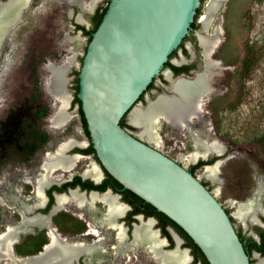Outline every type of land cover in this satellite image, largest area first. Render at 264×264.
<instances>
[{
    "label": "rangeland",
    "instance_id": "obj_1",
    "mask_svg": "<svg viewBox=\"0 0 264 264\" xmlns=\"http://www.w3.org/2000/svg\"><path fill=\"white\" fill-rule=\"evenodd\" d=\"M108 1L102 0L93 13L88 14L66 0H46L28 12L25 21L6 40L0 56V202H6L4 188L8 173L19 175L35 168L46 151L52 150L65 139L76 138L83 142V148L88 147L89 139L83 132L78 104L73 103L72 96L73 82L89 39L75 28V24H78L75 17L81 13L87 21L82 26L90 30L93 27L92 16L96 10L101 12ZM207 1H204L194 35L201 29L199 19ZM220 17L222 38L212 58L219 60L220 65L226 68L216 82V89L206 96L203 110L200 111L201 129L207 133L208 139H215L225 146L224 156L229 153L232 156L220 167V184L207 179L200 181L206 184L212 194L218 189L216 198L231 216L233 209L228 203L229 199L244 200L257 180L264 185V154L252 143L255 137L264 136V0H228ZM194 35L191 37L195 40ZM76 37L81 38L75 43L68 39ZM185 44L188 45V42ZM181 50L179 48L175 52L172 60L178 57ZM247 52L254 55L255 65L247 76H242L241 65ZM67 57H74L73 63L69 68L59 71L58 83L61 91H66L70 97L71 102L66 111L69 119L65 126L53 128L50 124L57 110V101L54 93L50 92L53 76L47 65L60 68ZM197 57L196 63L201 67L200 55ZM167 86L163 79L156 82L140 106H145L158 94L166 93ZM125 124V128L135 136L138 128L131 125L129 119ZM197 126L200 127V124ZM161 137L163 146L159 151L178 162L177 155L186 151L179 145L185 143V135L174 132L169 125H163ZM88 156L97 163L92 155ZM211 156L215 154L209 158ZM86 163L87 160L82 159L71 171L58 172L56 175L60 179L56 182L81 174ZM192 165L188 164L185 168L189 169ZM202 168L196 169L193 174L197 177ZM12 182L20 188L24 185L21 182L22 185H18L14 179ZM24 188L26 192L31 190L28 185ZM2 208L0 232L11 215L4 213ZM66 220L61 214L53 217V224L60 233L71 231L70 223ZM231 221L237 234L246 239L252 238L250 232L256 235L264 233L260 226L248 222L245 228L232 216ZM45 244L47 239L44 231L22 235L13 245L15 257L37 254ZM168 248H174V243L173 247ZM251 262L257 263L253 252ZM0 264L14 262L2 260ZM135 264L152 263L140 255L135 258Z\"/></svg>",
    "mask_w": 264,
    "mask_h": 264
},
{
    "label": "water",
    "instance_id": "obj_2",
    "mask_svg": "<svg viewBox=\"0 0 264 264\" xmlns=\"http://www.w3.org/2000/svg\"><path fill=\"white\" fill-rule=\"evenodd\" d=\"M204 1L109 0L87 43L78 71L76 97L100 170L113 177L122 190H129L178 225L209 264H251L230 215L216 196L180 163L120 125L121 119L125 116L126 123L146 99L148 93L138 102L170 56L181 47L192 24L194 31ZM78 17L87 22L80 13L75 17L76 23L83 25ZM212 61L217 62L219 70L209 71V89L199 102L201 111L216 81L214 75L226 68L219 60ZM225 151L216 154L217 159L207 165L218 161L223 165L232 156H224ZM169 233L174 247V235L184 243L170 227ZM191 260L192 264H201L193 263L192 255Z\"/></svg>",
    "mask_w": 264,
    "mask_h": 264
},
{
    "label": "bare ground",
    "instance_id": "obj_3",
    "mask_svg": "<svg viewBox=\"0 0 264 264\" xmlns=\"http://www.w3.org/2000/svg\"><path fill=\"white\" fill-rule=\"evenodd\" d=\"M45 1H0V56L6 40L25 21L26 14ZM66 1L82 12L91 14L102 0ZM226 1L228 0H208L199 19L201 29L198 32V41L203 50L204 70L189 79L183 76L172 78L166 71L165 76L169 81L166 93L159 94L145 106H139L129 118L130 124L138 128L135 136L158 150L163 146L161 137L163 125H169L174 132L184 134L185 143L179 145L182 149L186 148V151L177 155V161L183 164V167L196 163L200 159L209 158L211 154H219L225 149V146L217 140L208 139L207 133L201 129L199 102L209 89V71L218 66L217 62L212 61V56L221 42L220 13ZM77 21L86 24L80 17ZM214 21V25L211 26ZM80 38L68 39L74 42L79 41ZM73 58L67 57L60 68L47 65L53 76V86L49 89L54 93L57 101V110L50 124L53 128L65 126L69 119L66 111L71 101L68 93L62 92L59 87L58 74L62 69L72 65ZM182 60H184L183 57L176 61L177 64H181ZM198 123L200 127L197 126ZM83 145V142L76 138L60 141L52 150L46 151L38 166L19 175L22 183L28 186L31 184L33 188L30 196L22 197L24 202L16 205V211L21 215L20 219L18 221L9 219L4 230L0 232V261L11 260L14 264H76L82 258L83 264H132L135 258L141 255L152 264H191L190 253L186 248H182L181 240L175 235L176 246L164 250L167 240L165 241V238L159 235L152 219L146 221L140 218V222L134 226L131 237L127 235V229L119 222L127 210V205L111 196L109 191L104 195L94 194L99 192H90L92 194L88 197L76 191H72L69 195L57 196V204L51 213L66 211L74 220L73 226L84 230L80 241L57 234L58 232L52 227L51 217L42 215L29 217L25 213L32 208H40L44 204V193L59 180V176L56 175L58 172L71 171L82 159L87 160L82 174L99 183L102 172L95 161L78 153L67 155L69 150L76 146L83 147ZM221 166L220 161L213 165H206L199 171L197 178L220 184L218 170ZM8 182V192H10L8 197L15 199L17 196L15 187L10 181ZM217 192L218 189L213 194L216 196ZM228 203L233 209L232 216L245 228L248 227V222L264 228L262 221L256 217L258 212L264 214V185L260 180H257L248 198L242 201L229 199ZM42 229L48 232L50 244L37 254L20 257V259L14 257L12 244L18 242L20 236L35 234ZM253 235L257 239V236ZM254 256L257 257L256 254ZM255 264H264V258H258Z\"/></svg>",
    "mask_w": 264,
    "mask_h": 264
},
{
    "label": "flooded vegetation",
    "instance_id": "obj_4",
    "mask_svg": "<svg viewBox=\"0 0 264 264\" xmlns=\"http://www.w3.org/2000/svg\"><path fill=\"white\" fill-rule=\"evenodd\" d=\"M2 1V0H1ZM96 13V12H95ZM199 23H200V21H199ZM193 28L194 27H192L191 28V30H190V33L184 38V40L182 41V43H181V52H180V54L178 55V57L176 58V59H174V60H172V56H173V54L171 55V57L169 58V60H168V63H166V65H164V68L161 70V73L159 74V76L158 77H156V78H154L153 80H152V82L150 83V86L146 89V91L144 92V94L142 95V97L140 98V100L139 101H141V100H144L143 98H144V95L146 94V93H148V92H150L153 88H154V86H155V82H156V80L158 79V78H162L163 79V81L165 82V83H167V85H169V81L166 79V76H165V72L166 71H168L169 73H170V75H171V77L172 78H177V77H179V76H183V77H188L189 75L190 76H193L194 75V77H195V75H196V73L197 72H200V71H202V69H203V66H204V58H203V50H202V48L200 47V45H199V41H198V32L194 35V33H192L193 32ZM200 28H201V23H200ZM191 35H194V37H195V40H194V38H192L191 37ZM186 42H188V45L187 44H185ZM200 49V50H199ZM200 55V62H201V67H200V65L198 66V64L196 63V61H197V55ZM182 57H183V59L184 60H182V62H181V64H177V60H181L182 59ZM217 68V67H216ZM225 69V68H224ZM224 69H222V70H224ZM222 70H221V72L218 74V75H214V78H216V81L213 83V89H212V91L214 90V89H216L215 88V85H216V82L220 79V77L223 75V73H222ZM159 95V94H158ZM157 95V96H158ZM156 96V97H157ZM155 97V98H156ZM154 98V99H155ZM153 99V100H154ZM138 101V102H139ZM146 105H147V103H146ZM85 149V148H84ZM84 149H79V148H77V147H75L74 149H72L73 150V152L72 153H77V152H80V154L83 152L82 150H84ZM70 151L71 150H69L68 151V153H67V155H70L69 153H70ZM76 151V152H75ZM71 153V154H72ZM82 154H84V153H82ZM85 155V156H84ZM84 155H81V156H84V157H86V156H88V155H92L93 156V154H84ZM89 157V156H88ZM94 157V156H93ZM95 158V157H94ZM97 160V159H96ZM193 164H195V163H193ZM39 165V164H38ZM201 168V167H200ZM85 169V168H84ZM100 169V168H99ZM190 172H194L195 170H193L192 169V166L188 169ZM84 171V170H83ZM82 171V172H83ZM1 172V171H0ZM100 172H102L101 174H102V179L99 181V183H96L95 181H93L91 178H89V177H85L82 173L81 174H79V175H72L71 177H69L68 179H64V180H62V181H60V182H54V184H52L46 191H45V193H44V196H45V199H44V204L40 207V208H32L31 209V211L29 210V211H25V213L26 214H28V216L29 217H33V216H37V215H42V216H45V217H47V216H49V217H51L50 218V220H51V223H52V227L54 228V230L55 231H57L58 233L57 234H59V235H61V236H67L69 239H71V240H76V241H80L81 239H82V234L84 233V230H83V228L81 229V227L80 228H75L74 226H73V224L72 223H74V220H73V218L69 215V214H67L66 213V211H64V210H62V211H59L58 213H51L52 212V209H53V207L57 204V196L59 195H69L72 191H76L78 194H80V195H85V197H88L90 194H92V193H90V191H98L99 193H94V194H98V195H104V194H107V193H109V192H107V193H103V192H105V191H107V190H111L112 191V193H109L111 196H113V197H115V199H118L119 201H121V202H123V203H126V202H124L123 201V199H122V193L120 192V191H117V190H114L113 188H111V187H106L103 191H101V190H96V189H90V183L92 184V185H102L103 184V182H104V180H105V172H104V170H100ZM20 175V174H19ZM19 175H11V174H9L8 173V178H7V180H6V186H5V188H4V190H5V198H6V202H0V207L2 208V211L4 212V213H11V215H9L8 216V219L5 221V224H6V222L9 220V219H14V220H16V221H18L19 219H20V213L19 212H17L16 211V205H21L23 202H24V200L22 199V197L23 198H28L29 196H30V194H31V192H32V185L30 184V188H31V190L30 191H28V192H26V190H25V188H24V186H25V184L24 185H22V184H20V182H21V180H20V178H19ZM76 176H78V177H80V181L79 180H76ZM12 179H14L15 181L17 180V183H18V185L20 184V185H22V187L20 188V187H17V185H15L14 184V182H12ZM58 179H60V178H58ZM8 181H10L12 184H13V186L15 187V190H16V194H17V196H15L16 198L15 199H13V198H11V197H8L10 194V192H8V188H9V182ZM74 182H77V183H74ZM22 183V182H21ZM254 187V186H253ZM252 187V188H253ZM76 188H78V190H75ZM18 190V191H17ZM252 190V189H251ZM23 194H26V195H23ZM115 194H119L120 195V198H118L117 196H115ZM251 195V191H250V193H249V195H248V197ZM248 197H246V198H248ZM12 200H11V199ZM245 198V199H246ZM18 200V201H17ZM12 201V202H11ZM15 201V202H14ZM19 202V203H18ZM21 203V204H20ZM9 204V205H8ZM125 205H127V210H126V212H125V214H124V216L121 218V219H119V222L120 223H122L123 224V226L127 229V232H126V234L127 235H129L130 237H131V235H132V232H133V229H134V226L135 225H137L139 222H140V218H142V220H148V218L149 217H151V216H146L145 215V213H143V212H137V213H135V212H133V210H132V207L128 204V203H126ZM11 206V207H10ZM13 206V207H12ZM129 206V207H128ZM58 214H61V215H63L66 219H68V220H66L67 222H69L70 223V226H71V231L70 232H67V233H65V234H63V233H60L59 232V230L54 226V224H53V217L55 216V215H58ZM140 215H142V217L140 216ZM231 216H232V214H231ZM230 216V217H231ZM233 217V216H232ZM256 217L258 218V217H260V219H261V221H262V224H264V214H262V213H260V212H258L257 214H256ZM154 218V217H153ZM153 218H149V219H152V220H154ZM71 219H72V221H71ZM156 219V218H155ZM20 222V221H19ZM154 226H155V228L157 229H159V231H160V233H159V235L164 239V235H162V232H161V229H160V227L158 226V221H157V219H156V223H155V220H154ZM4 227H5V225H4ZM262 228V227H261ZM52 229V228H51ZM167 229V231L169 232V227H167L166 228ZM262 229H264V228H262ZM41 231H44L45 232V237H46V239H47V244H45L44 246H43V248H45V246H47V245H49L50 243H49V240H48V237H47V234H48V232L45 230V229H42V230H40V231H38V232H36L35 234H37V233H39V232H41ZM158 231V232H159ZM253 232H250L249 234L251 235V239L254 241V242H256L257 244H260L261 243V239H260V236H259V234L258 235H256V236H258L257 237V239L254 237V233L252 234ZM30 234V233H29ZM33 234V233H32ZM170 234V233H169ZM261 234V233H260ZM21 237V236H20ZM19 237V238H20ZM19 238H18V240H19ZM63 238H65V237H63ZM166 238V237H165ZM165 241H166V239H165ZM167 241H168V239H167ZM167 241H166V246H164V250H169V249H171V248H168V246H169V242H168V244H167ZM13 245L14 244H12V248H13ZM182 246V245H181ZM183 248V247H182ZM14 250V249H13ZM251 252H253V257L258 261V258H264V255H262L260 252H258L257 250H251L250 252H248L249 253V255H250V262H251ZM14 253L15 252H13V255H14ZM257 255V257H255L254 255ZM14 257H15V255H14ZM17 259H20V257H16ZM83 264V262H82V258H80L78 261H77V263L76 264ZM132 264H135V261H133V263ZM251 264H252V262H251Z\"/></svg>",
    "mask_w": 264,
    "mask_h": 264
},
{
    "label": "trees",
    "instance_id": "obj_5",
    "mask_svg": "<svg viewBox=\"0 0 264 264\" xmlns=\"http://www.w3.org/2000/svg\"><path fill=\"white\" fill-rule=\"evenodd\" d=\"M105 10H106V7L101 12H99V10H96V13L91 18L92 23H93L92 29L88 30L84 26L79 25V24H75V28L77 30H80L82 34L87 36L88 39L90 40L91 34L98 26ZM192 27H194V24H192ZM253 56L254 55H252L251 52H247L246 55L244 56V59L241 65V70H240V73L242 76H247L251 72L253 66L255 65ZM77 76H78V72L76 73V78L73 82L74 83L73 84V103L78 104V114L80 116L81 126L83 128V132L86 134V136L89 139L87 125H86V122H85V119L83 117V113L80 107V101L76 97V94L78 92V77ZM142 95L140 96V98L142 97ZM120 125L124 128L126 127L125 116L121 119ZM252 143L258 148V150L261 153L264 154V136L255 137L252 140ZM82 151H83L82 153L84 154H93V156L95 157L94 150L90 142H89L88 147ZM215 159L217 158L214 157L207 161L199 160L196 164L192 165V169L195 170L204 165L212 164L215 161ZM76 180L80 181V177L76 176ZM74 183H77V182H74ZM203 184L206 186L205 183ZM108 186L122 193L123 201L128 203L132 207L133 212L135 213L143 212L145 213L146 216H151V217L156 218L158 221V226L161 229L162 235H164L168 239L170 247H173L174 242L169 232L166 229L167 227L172 228L184 240L183 246L190 249V254L193 256V263L200 262L201 264H209L207 260L205 259L204 255L202 254V252L200 251V249L198 248V246L193 243L191 238L178 225H176L173 221H171L164 214L158 212L154 207L144 202L141 198H139L138 196H136L129 190H122V186L113 177H111L107 172H105V180L102 185H92L90 183V189H96V190H101V191H103ZM238 236L247 252H250L251 250L254 249L260 252L262 255H264V233L259 234L260 239H261L260 244H257L256 242H254L251 238L246 239L244 236H241L239 233H238Z\"/></svg>",
    "mask_w": 264,
    "mask_h": 264
}]
</instances>
